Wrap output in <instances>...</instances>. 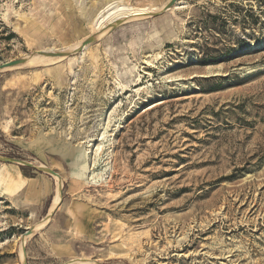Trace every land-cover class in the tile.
Listing matches in <instances>:
<instances>
[{
  "label": "rangeland",
  "instance_id": "1",
  "mask_svg": "<svg viewBox=\"0 0 264 264\" xmlns=\"http://www.w3.org/2000/svg\"><path fill=\"white\" fill-rule=\"evenodd\" d=\"M92 1L0 0V264H264V0Z\"/></svg>",
  "mask_w": 264,
  "mask_h": 264
},
{
  "label": "bare ground",
  "instance_id": "2",
  "mask_svg": "<svg viewBox=\"0 0 264 264\" xmlns=\"http://www.w3.org/2000/svg\"><path fill=\"white\" fill-rule=\"evenodd\" d=\"M87 7H88V5H87ZM151 10H153V8L144 7V6H142V7L134 6L131 4H127L124 0H93L91 3V8H88L86 10V15L89 16V18H90V24H91L92 28L94 30H98L99 28L104 27V25L106 26L107 24L109 25V24H112L113 22H119V21L122 22V21H126L130 18L132 19V18L140 17L144 14L146 15V14L150 13ZM35 56L37 58V56H40V55H35ZM44 58H49L50 60H52V59H59L60 60V58H62V57L61 56H44ZM157 104H159V103L151 105L149 108H152V107L156 106ZM83 166H85V165H83ZM80 176H82V175H80ZM57 180H58V178H57ZM1 181H3V179H1ZM93 181H95V180H93ZM19 187H20V184H19ZM1 190H3L5 195H10V193H11V192L9 193V191L7 189H1ZM12 192L14 193L15 191H12ZM57 202H58L57 198H55L54 199V205ZM76 262H78L80 264H84V263H90L91 261L80 260V261H76Z\"/></svg>",
  "mask_w": 264,
  "mask_h": 264
},
{
  "label": "water",
  "instance_id": "3",
  "mask_svg": "<svg viewBox=\"0 0 264 264\" xmlns=\"http://www.w3.org/2000/svg\"><path fill=\"white\" fill-rule=\"evenodd\" d=\"M177 2H178V0H168V2L161 8V11H166V10L170 9L171 7L175 6V4ZM91 41H92L91 37L84 39L80 43L79 47L76 48V50H74V51H77V50H80V49L84 48ZM34 53H36V55H43V56H65L69 52H65V51H61V52L36 51ZM22 60H23V58H17V59L1 62L0 63V70H3V69H6L8 67H12V66L18 65V64L22 63ZM6 160H8L10 162H14V163H22V164H26V165L35 167L34 165H32L30 163H27V162H24V161H20V160H17V159H6ZM37 169L42 171V172H47V173H49V174H51L53 176H58V173L55 172L54 170H51V169H48V168H44V167H37ZM31 233H32V229H30V228L27 229L26 231H24L22 236H21L22 240L26 236L30 235ZM83 260H85V259H83ZM71 262H74V260L69 261L68 264L71 263Z\"/></svg>",
  "mask_w": 264,
  "mask_h": 264
},
{
  "label": "trees",
  "instance_id": "4",
  "mask_svg": "<svg viewBox=\"0 0 264 264\" xmlns=\"http://www.w3.org/2000/svg\"><path fill=\"white\" fill-rule=\"evenodd\" d=\"M212 19H214L215 17L214 16H210ZM206 57V56H205ZM218 59V58H217ZM216 58L214 59H207V58H204V57H201L199 59L200 63H205V64H208V63H211V64H214V63H217L219 60H217Z\"/></svg>",
  "mask_w": 264,
  "mask_h": 264
}]
</instances>
